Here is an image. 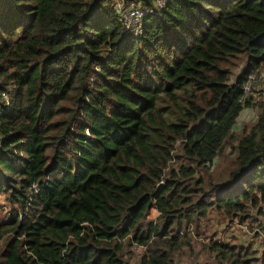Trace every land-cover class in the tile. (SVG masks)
Instances as JSON below:
<instances>
[{
	"label": "trees",
	"instance_id": "trees-1",
	"mask_svg": "<svg viewBox=\"0 0 264 264\" xmlns=\"http://www.w3.org/2000/svg\"><path fill=\"white\" fill-rule=\"evenodd\" d=\"M263 70L264 0H0V264H176L213 214L264 238Z\"/></svg>",
	"mask_w": 264,
	"mask_h": 264
},
{
	"label": "rangeland",
	"instance_id": "rangeland-1",
	"mask_svg": "<svg viewBox=\"0 0 264 264\" xmlns=\"http://www.w3.org/2000/svg\"><path fill=\"white\" fill-rule=\"evenodd\" d=\"M128 13V11H127ZM245 58H241V64L239 67L234 68L232 71L231 84H233L237 76L245 69ZM250 96L255 97L258 101L264 100V76L255 75V80L249 87ZM258 111L255 109H246L243 111L241 117L238 120L236 131L239 132L244 126L251 127L257 120ZM233 155L230 154V150L220 158L221 163L219 166L225 169V172L229 173L233 160ZM217 163V166H218ZM218 166V167H219ZM228 175V174H227ZM9 207L4 198H0V217H3L4 212L9 210ZM159 213L157 211H151L148 216V221L156 222L158 220ZM191 247L185 248L176 260V264H222L204 247L212 241L221 243H230L232 245L240 246L245 249H251L258 255L264 252V238L260 236L262 233L259 222L248 220L240 224L238 222L228 223L223 218L216 214H213L206 222H203L197 230L192 228L190 230ZM259 235V236H258ZM1 245V242H0ZM135 253V252H134ZM138 254H134V264L138 263Z\"/></svg>",
	"mask_w": 264,
	"mask_h": 264
},
{
	"label": "built area",
	"instance_id": "built-area-1",
	"mask_svg": "<svg viewBox=\"0 0 264 264\" xmlns=\"http://www.w3.org/2000/svg\"><path fill=\"white\" fill-rule=\"evenodd\" d=\"M166 0H157V7L161 8L164 6ZM145 13L140 11L139 9H130L128 13L126 11L122 12L121 18L123 19L127 29L134 33L135 35H141L143 31V19H144ZM260 75L264 76V70L260 72ZM255 80V75H252L250 77V82L245 88V94L246 96H250V85ZM152 211H157L153 209ZM158 212V211H157ZM134 252L138 255L142 254L144 252V248L142 247H135Z\"/></svg>",
	"mask_w": 264,
	"mask_h": 264
}]
</instances>
